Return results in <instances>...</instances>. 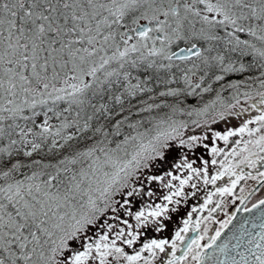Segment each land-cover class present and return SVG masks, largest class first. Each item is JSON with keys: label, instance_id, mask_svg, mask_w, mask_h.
Here are the masks:
<instances>
[{"label": "snow or ice", "instance_id": "snow-or-ice-1", "mask_svg": "<svg viewBox=\"0 0 264 264\" xmlns=\"http://www.w3.org/2000/svg\"><path fill=\"white\" fill-rule=\"evenodd\" d=\"M0 264H264V0H0Z\"/></svg>", "mask_w": 264, "mask_h": 264}, {"label": "rangeland", "instance_id": "rangeland-1", "mask_svg": "<svg viewBox=\"0 0 264 264\" xmlns=\"http://www.w3.org/2000/svg\"><path fill=\"white\" fill-rule=\"evenodd\" d=\"M235 122H238V121H236L235 119H233L229 123L231 124V123H235ZM221 127H223V125H221Z\"/></svg>", "mask_w": 264, "mask_h": 264}, {"label": "flooded vegetation", "instance_id": "flooded-vegetation-1", "mask_svg": "<svg viewBox=\"0 0 264 264\" xmlns=\"http://www.w3.org/2000/svg\"><path fill=\"white\" fill-rule=\"evenodd\" d=\"M193 201L190 200V203H192Z\"/></svg>", "mask_w": 264, "mask_h": 264}]
</instances>
